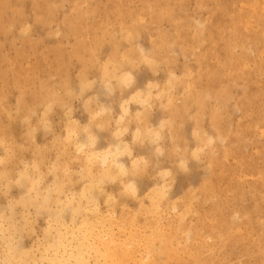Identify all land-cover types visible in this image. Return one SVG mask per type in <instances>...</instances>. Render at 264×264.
Listing matches in <instances>:
<instances>
[{
  "label": "rangeland",
  "instance_id": "1",
  "mask_svg": "<svg viewBox=\"0 0 264 264\" xmlns=\"http://www.w3.org/2000/svg\"><path fill=\"white\" fill-rule=\"evenodd\" d=\"M77 257L264 264V0H0V264Z\"/></svg>",
  "mask_w": 264,
  "mask_h": 264
},
{
  "label": "bare ground",
  "instance_id": "2",
  "mask_svg": "<svg viewBox=\"0 0 264 264\" xmlns=\"http://www.w3.org/2000/svg\"><path fill=\"white\" fill-rule=\"evenodd\" d=\"M86 233H87V232H86ZM91 244H92V243H91ZM93 246H94V245H93ZM99 247H100V246H99ZM79 256H81V255H79ZM95 257H96V256H95ZM76 263H77V264H81V263H80V259H79V257H77V259H76Z\"/></svg>",
  "mask_w": 264,
  "mask_h": 264
}]
</instances>
